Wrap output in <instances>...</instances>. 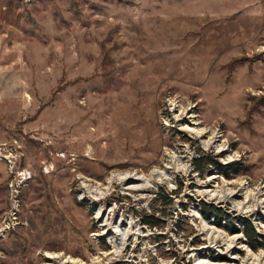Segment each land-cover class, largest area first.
<instances>
[{
	"label": "rangeland",
	"instance_id": "1",
	"mask_svg": "<svg viewBox=\"0 0 264 264\" xmlns=\"http://www.w3.org/2000/svg\"><path fill=\"white\" fill-rule=\"evenodd\" d=\"M3 143L32 177L0 264H264V0H0Z\"/></svg>",
	"mask_w": 264,
	"mask_h": 264
},
{
	"label": "trees",
	"instance_id": "2",
	"mask_svg": "<svg viewBox=\"0 0 264 264\" xmlns=\"http://www.w3.org/2000/svg\"><path fill=\"white\" fill-rule=\"evenodd\" d=\"M76 81V80H75ZM194 169L196 170V172L202 176L206 171V166L207 165H215L219 171H222V165H220V163L214 159L211 155H206L201 157L200 155L198 156V158H195L194 160ZM199 161H202V164L199 165ZM195 163L198 165H195ZM163 190L160 188L159 190H156L154 192V197L152 198V203H155L156 206L152 207V211L150 210L149 213L143 211L142 214H140L141 216V223L150 227V228H156V229H160L162 227V221L159 217V214L157 213H164V209L166 208H171L172 207V197L169 196V194H164L162 192ZM175 193L177 192L176 190L174 191ZM202 206H204V215L205 217H208L210 213H217V211L219 210L217 207H215L212 204H202ZM207 206V207H206ZM183 208H185V206L183 205ZM179 220V219H178ZM178 220L175 222V227L177 228V231L181 230L182 227L180 226ZM244 235L247 237L248 241H249V245L252 248H256L258 247V242H254L257 241L256 239L258 238L257 232L255 230V228L253 227V225L247 221L244 220ZM255 238V239H254ZM264 238V236H263ZM254 240V241H253Z\"/></svg>",
	"mask_w": 264,
	"mask_h": 264
},
{
	"label": "built area",
	"instance_id": "3",
	"mask_svg": "<svg viewBox=\"0 0 264 264\" xmlns=\"http://www.w3.org/2000/svg\"><path fill=\"white\" fill-rule=\"evenodd\" d=\"M15 144V143H14ZM0 159L6 162L10 181L7 184L8 208L7 215L0 223V236L10 229V224L18 218L21 208L20 189L32 177L31 171L20 168L18 165L19 154H17L14 145L3 143L0 145ZM52 166L44 167V170H50Z\"/></svg>",
	"mask_w": 264,
	"mask_h": 264
},
{
	"label": "bare ground",
	"instance_id": "4",
	"mask_svg": "<svg viewBox=\"0 0 264 264\" xmlns=\"http://www.w3.org/2000/svg\"><path fill=\"white\" fill-rule=\"evenodd\" d=\"M186 129H189V131H191L192 133H194L196 136H198V137H202L203 135H204V132H200V131H198V130H196L195 128H188L187 126H186ZM213 137L212 138H209V140L206 142V145L208 146L213 140ZM161 175L165 178V179H169V176H167L164 172H162L161 173ZM213 179V177H209L208 178V182H209V184L211 183V180ZM146 180V179H145ZM149 180V179H148ZM226 196L227 197H231V196H233V192L232 191H227V193H226ZM230 199V198H229ZM259 205V207L261 206V207H264V204H263V201H261V202H258V203H256L255 204V207L256 206H258ZM239 207V206H238ZM240 210H242V209H240ZM245 211H251L252 209H251V207L249 208V207H247V209H244ZM237 237V236H236ZM231 242V241H230ZM228 245H229V243H228ZM230 245H231V243H230ZM230 247V246H229ZM240 247H236V246H231V251H233V253H235L234 254V256L232 255V259L233 260H231V262H227V263H220V262H217V261H209V260H207V259H201V260H199V264H236L235 263V259L237 258L236 257V253H237V251H238V249H239ZM248 254V253H247ZM249 255V254H248ZM260 255H263L264 256V254H260ZM260 255H256V256H253V259L254 260H258L259 261V259L261 258V256ZM50 258H54V257H57V255H50L49 256ZM249 257H251V256H249ZM234 261V262H233ZM244 261V260H243ZM64 262H66V260L65 261H63V263ZM261 264H262V262H261Z\"/></svg>",
	"mask_w": 264,
	"mask_h": 264
}]
</instances>
